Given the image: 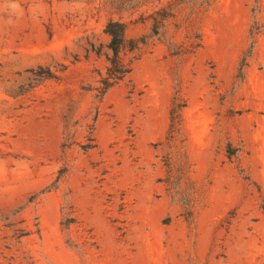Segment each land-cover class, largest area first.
Returning a JSON list of instances; mask_svg holds the SVG:
<instances>
[{
  "label": "rangeland",
  "instance_id": "1",
  "mask_svg": "<svg viewBox=\"0 0 264 264\" xmlns=\"http://www.w3.org/2000/svg\"><path fill=\"white\" fill-rule=\"evenodd\" d=\"M0 264H264V0H0Z\"/></svg>",
  "mask_w": 264,
  "mask_h": 264
},
{
  "label": "trees",
  "instance_id": "2",
  "mask_svg": "<svg viewBox=\"0 0 264 264\" xmlns=\"http://www.w3.org/2000/svg\"><path fill=\"white\" fill-rule=\"evenodd\" d=\"M159 25L161 26V19L155 17L154 34H157ZM104 31L110 36L107 45L109 52L106 54L108 65L105 75L101 78L103 92H106L124 79L131 71V67L123 59L124 52L136 50L146 40L145 38H129L127 36V24L119 19H110L106 23ZM96 53L99 54L100 50H96Z\"/></svg>",
  "mask_w": 264,
  "mask_h": 264
},
{
  "label": "clouds",
  "instance_id": "3",
  "mask_svg": "<svg viewBox=\"0 0 264 264\" xmlns=\"http://www.w3.org/2000/svg\"><path fill=\"white\" fill-rule=\"evenodd\" d=\"M9 7H10L12 10H15V9L18 7V5H16L15 3H12V4L9 5Z\"/></svg>",
  "mask_w": 264,
  "mask_h": 264
}]
</instances>
